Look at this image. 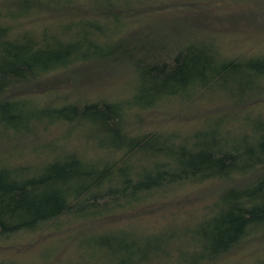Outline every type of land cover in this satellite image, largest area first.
<instances>
[{"label": "trees", "instance_id": "16d2710c", "mask_svg": "<svg viewBox=\"0 0 264 264\" xmlns=\"http://www.w3.org/2000/svg\"><path fill=\"white\" fill-rule=\"evenodd\" d=\"M254 6L0 0V264H264Z\"/></svg>", "mask_w": 264, "mask_h": 264}, {"label": "rangeland", "instance_id": "374dc122", "mask_svg": "<svg viewBox=\"0 0 264 264\" xmlns=\"http://www.w3.org/2000/svg\"><path fill=\"white\" fill-rule=\"evenodd\" d=\"M255 7V6H254ZM253 9V8H252ZM254 11H256L255 12V14H254ZM254 11H250L249 13L248 12H245L243 15H241V17H239V18H242V19H244V20H247V21H249V20H252V19H254V20H257V19H260V18H262V17H264V10H260V9H258V6L257 7H255L254 8ZM216 13L218 14V16L221 14V15H223L225 12H224V10L223 9H219V10H216ZM216 13H214L213 12V14H216ZM227 19H226V22H227V24H229V17H226ZM236 19H238V17L236 18ZM234 20V19H233ZM239 20V19H238ZM192 28V27H191ZM163 212H166V211H163ZM121 217H124V216H121ZM151 217V216H150ZM150 217L147 219H145L144 220V223H145V225H147L148 227H153L154 226V224H156V223H154L155 221L154 220H152V219H150ZM150 219V220H149ZM153 219H154V217H153ZM151 221V222H150ZM153 224V225H152ZM111 227H116V225H113V226H111ZM31 255V254H30ZM68 255L69 254H67L66 255V258L68 257ZM28 256V255H27ZM59 257L60 256H54V260H58L59 259ZM28 258H30L29 256H28ZM32 258V257H31ZM27 259L26 261L27 262H25V261H22V262H24V263H26V264H36V260H33V259ZM69 258V257H68ZM24 260V259H23ZM51 262V264H54L53 263V261H50Z\"/></svg>", "mask_w": 264, "mask_h": 264}]
</instances>
